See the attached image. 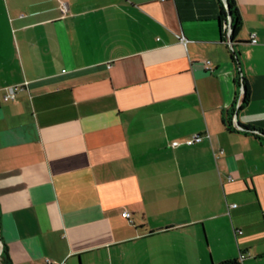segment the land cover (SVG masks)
<instances>
[{"label": "crops", "instance_id": "0c3cea01", "mask_svg": "<svg viewBox=\"0 0 264 264\" xmlns=\"http://www.w3.org/2000/svg\"><path fill=\"white\" fill-rule=\"evenodd\" d=\"M235 3L230 46L220 0H0L11 264H264V0Z\"/></svg>", "mask_w": 264, "mask_h": 264}, {"label": "built area", "instance_id": "2783aa9c", "mask_svg": "<svg viewBox=\"0 0 264 264\" xmlns=\"http://www.w3.org/2000/svg\"><path fill=\"white\" fill-rule=\"evenodd\" d=\"M61 4H62V8H65L64 2H61ZM221 27H222L223 39L231 46V42H230L231 20H230V15L229 14L226 15L225 19H223ZM178 39L181 42H183V43L186 42V37L182 33L178 34ZM250 41L251 42H255L256 41V38H255L254 34L251 35ZM25 83L26 82H24L22 84H13V85L8 86L6 92L4 94H2V99L3 100H9V99L13 98L15 96L16 90L24 87L26 85ZM243 94H244V86H243V80L241 79L240 86H239V92H238L237 98L235 100V109H237L241 105L242 100H243ZM231 118H232L231 121L233 122V124L238 128L239 126L236 124L235 115L233 114ZM202 136H203L202 134L195 133L192 136H190L189 138H187L185 140V143L191 144V143H193L195 141H199V140L202 139ZM171 143H172V145H176V144H179V141L174 140ZM219 151L222 152V149H220ZM229 205L230 206H235L236 203L235 202H231ZM121 215L123 217H129L130 213L127 210H123V211H121ZM235 230L237 232H241L240 229H235ZM1 247H2V245H1V242H0V252H1ZM240 256H242V254H240ZM46 262H47V264H59L57 262L51 261L50 259H47Z\"/></svg>", "mask_w": 264, "mask_h": 264}, {"label": "trees", "instance_id": "16d2710c", "mask_svg": "<svg viewBox=\"0 0 264 264\" xmlns=\"http://www.w3.org/2000/svg\"><path fill=\"white\" fill-rule=\"evenodd\" d=\"M224 1L226 2L227 6L224 5V3H223ZM224 1L222 2L220 0V2H221V16H222V19H225L228 12L230 13V20H231L230 38H232V36H233L235 30L237 29V27L239 26L241 20H240V16H239V12H238L235 0H224ZM243 86H244V94H243L242 103H244L248 99V90H247V87H246L244 80H243ZM0 264H11L5 244H2V247H1ZM230 264H236V263L233 261L232 263L230 262Z\"/></svg>", "mask_w": 264, "mask_h": 264}, {"label": "water", "instance_id": "95a60500", "mask_svg": "<svg viewBox=\"0 0 264 264\" xmlns=\"http://www.w3.org/2000/svg\"><path fill=\"white\" fill-rule=\"evenodd\" d=\"M225 5H226V2H225ZM227 6V5H226ZM228 14L230 15V13L228 12ZM230 42H232V38H230Z\"/></svg>", "mask_w": 264, "mask_h": 264}]
</instances>
